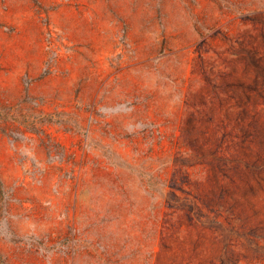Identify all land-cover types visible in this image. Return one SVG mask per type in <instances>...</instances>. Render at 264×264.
<instances>
[{
    "label": "rangeland",
    "instance_id": "1",
    "mask_svg": "<svg viewBox=\"0 0 264 264\" xmlns=\"http://www.w3.org/2000/svg\"><path fill=\"white\" fill-rule=\"evenodd\" d=\"M0 178V264H264V0H0Z\"/></svg>",
    "mask_w": 264,
    "mask_h": 264
},
{
    "label": "trees",
    "instance_id": "2",
    "mask_svg": "<svg viewBox=\"0 0 264 264\" xmlns=\"http://www.w3.org/2000/svg\"><path fill=\"white\" fill-rule=\"evenodd\" d=\"M2 131H5V129H2ZM4 188H5V184L3 180L0 178V192L4 191Z\"/></svg>",
    "mask_w": 264,
    "mask_h": 264
}]
</instances>
